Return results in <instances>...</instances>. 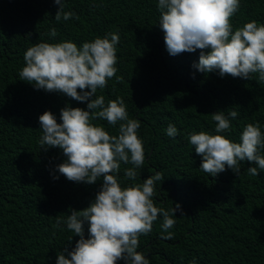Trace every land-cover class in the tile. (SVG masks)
I'll return each instance as SVG.
<instances>
[{
	"label": "trees",
	"instance_id": "16d2710c",
	"mask_svg": "<svg viewBox=\"0 0 264 264\" xmlns=\"http://www.w3.org/2000/svg\"><path fill=\"white\" fill-rule=\"evenodd\" d=\"M63 3L64 11L75 17L57 22L59 5L53 0H0V264H56L57 255L71 251L79 239L66 224L55 228L56 217L66 220L72 209L87 207L103 182L102 177L95 184L67 180L56 171L65 159L62 150L40 149V115L50 111L61 123L65 106L87 108L86 102L21 81L24 53L40 42L68 41L80 47L109 33L120 37L116 75L122 79H109L96 95L104 96L105 105L123 99L129 118L141 122L137 135L145 152L137 179L125 178V169L133 166L121 162L119 182L122 187L142 184L161 172L155 206L170 210L178 203L184 213L173 217L171 240L162 238L167 233L161 228L163 216H158L152 231L140 236L137 251L150 264H264V171L250 175L247 168L255 165L245 161L238 176L227 167L209 176L188 139L193 132L218 134L212 119L217 111L238 113L229 117L230 130L219 133L233 142H240L248 124H258L264 133L259 74H251L250 80L220 77L218 70L204 74L193 67L200 50L169 55L158 24V0ZM253 20L264 25V0H240L231 19L233 31ZM52 28L58 32L54 38L47 35ZM92 123L118 135L119 124ZM169 124L178 130L174 138L166 134Z\"/></svg>",
	"mask_w": 264,
	"mask_h": 264
},
{
	"label": "clouds",
	"instance_id": "9594fccd",
	"mask_svg": "<svg viewBox=\"0 0 264 264\" xmlns=\"http://www.w3.org/2000/svg\"><path fill=\"white\" fill-rule=\"evenodd\" d=\"M53 2L59 5L55 13L57 22L75 17V13L64 11L63 0ZM239 7L240 0H158L157 8L161 12L158 24L168 54L176 56L200 50L198 63L193 64L200 73L218 70L220 77L247 80L251 74L258 73L259 80L264 82V25L253 20L233 31L231 19ZM47 35L54 38L58 32L52 28ZM119 40L118 34L109 33L80 47L68 41L40 42L24 53L25 66L19 72L21 81L36 89L86 102L87 110L62 108L61 123H57L50 111L39 116L43 133L40 149L62 150L65 159L56 166V171L69 181L95 184L103 178L100 190L87 207L72 209L66 220L56 217L55 228L66 224L79 237L71 251L64 249L57 255L56 264H117L118 261L150 264L137 251L140 236L149 234L153 223L162 215L161 228L167 233L162 238L171 240L174 234L168 229L176 223L173 217L177 212L184 216L178 203L170 210L155 206L156 184L164 179L161 172L149 176L142 184L122 187L119 182L121 162L133 166L124 171L125 178L131 181L137 179V169L145 163L143 141L137 135L141 122L129 118L122 98L105 105L104 96L96 95L109 79H122L116 75ZM237 115L236 111L228 116L223 111L212 113L218 134L201 131L188 137L196 154L202 157L200 168L209 176H216L226 167L238 176L240 164L245 161L255 165L247 168L250 175L264 171V155L260 154L264 150V133L258 124L246 125L239 143L219 134L230 130L229 117L234 119ZM93 120H105L111 126L119 124L118 135H110L103 126L93 124ZM166 134L174 138L178 130L169 124ZM85 224L88 238H85Z\"/></svg>",
	"mask_w": 264,
	"mask_h": 264
}]
</instances>
